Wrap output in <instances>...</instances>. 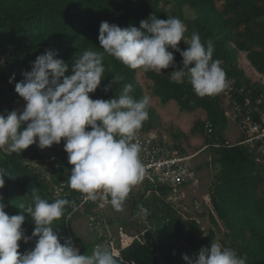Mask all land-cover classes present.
Returning <instances> with one entry per match:
<instances>
[{
  "label": "trees",
  "instance_id": "16d2710c",
  "mask_svg": "<svg viewBox=\"0 0 264 264\" xmlns=\"http://www.w3.org/2000/svg\"><path fill=\"white\" fill-rule=\"evenodd\" d=\"M218 1L222 2L220 6ZM151 14L165 20L179 18L187 29L185 37L190 40L194 32L199 33L205 48L211 42L215 48L213 59L221 61L226 75L235 82V99L251 97L254 102L261 100L264 105V83L254 82L239 65L241 54L245 53L250 66L264 75V0H0V58L4 57L0 67V113L16 110L14 102L20 97L14 90L15 83L23 79L22 72L30 71L31 62L45 50L54 51L68 63L70 71L71 64L85 50L103 52L98 41L101 21L122 28L139 27L140 21ZM178 46L182 50L188 47L183 40ZM174 58L178 68L183 67L180 54L174 53ZM103 63L105 72L101 85L89 94L90 98L118 97L127 83L133 85L130 95L134 99L146 96L137 78L139 69H130L107 54H104ZM174 70L177 69L170 66L162 72L145 74L153 81L151 91L163 106L175 101L182 112L203 109L207 113L206 120L197 121L192 132L199 130L205 138L206 148L201 152L208 153L211 158L206 164L219 168L209 188L213 207L210 206L212 209H208L207 214L214 227L205 231L193 215L187 213L184 218L179 209L167 203L169 190L166 187L144 186L130 192L127 201L134 219L130 227H139L140 234L143 227L146 231L141 240H135L120 255L134 264H187L184 255L192 257L200 248L217 241L235 249L238 255L246 258L247 264H264V161L258 160L247 146L226 144L229 119L220 92L200 97L194 93L188 76L181 82L170 78V72ZM13 75L15 79L10 83ZM114 75L122 76L123 80L105 93L102 89ZM147 110L149 118L142 127L153 131V121H160L161 117L154 108ZM207 123L213 125L210 134L205 132ZM181 136L188 138L183 132L177 134V138ZM162 143L170 145L163 140ZM173 148L187 153L178 143ZM0 167L11 174L4 177V187L0 188L9 216L20 214L19 205H27L31 200V189L37 188L41 198L50 203L68 199L77 205L76 211L70 205L65 206L64 215L53 222L61 243L70 237L80 254L85 255H91L98 243L108 246L96 229L95 239L91 241L72 229L74 218H86L89 223L91 216L96 221L99 218L96 203L78 207L84 194L68 187L73 166L68 163L63 139L60 144L49 147L48 153L36 144L11 155L0 147ZM201 167L198 165L196 169ZM57 187H60L58 191ZM141 206L149 212L147 216L143 215L148 221L146 225L140 219ZM25 216L22 229L31 237L35 225L28 214ZM106 216L112 222L113 219ZM121 221V226H128L125 220ZM116 233L119 234V230ZM219 233H222L220 240ZM37 239L33 237L27 243L23 239L18 241V252L34 248Z\"/></svg>",
  "mask_w": 264,
  "mask_h": 264
},
{
  "label": "clouds",
  "instance_id": "9594fccd",
  "mask_svg": "<svg viewBox=\"0 0 264 264\" xmlns=\"http://www.w3.org/2000/svg\"><path fill=\"white\" fill-rule=\"evenodd\" d=\"M186 31L179 18L165 20L154 14L141 20L139 27L122 28L101 21L98 41L103 52L85 50L71 64L70 71L68 63L54 51L45 50L31 62L30 71L22 72L23 79L15 83V92L26 102L23 109L0 113V147L7 145L11 155L33 144L45 149L63 139L68 163L73 166L68 187L86 194V199L93 202L100 199V208L110 203L115 211H123L132 188L145 177L142 147L134 141L149 118L150 98L134 99L131 83L123 86L118 97L107 100H93L89 94L101 85L104 54L144 72H161L171 66L177 70L170 72V78L181 82L188 76L194 93L200 97L221 92L228 82L221 61L213 59L214 45L209 42L205 48L199 33L194 32L189 40ZM182 40L188 46L184 50L178 46ZM174 53L182 57L183 67L178 68ZM14 79L13 75L9 82ZM121 80L122 76L114 75L102 90L107 93ZM5 176L11 174L0 167V188L4 187ZM3 200L0 195V264H134L107 245L98 244L91 255H85L70 237L61 243L52 225L64 215L65 206L77 210L75 201L56 199L50 203L32 188L30 202L19 205L20 214L9 216ZM25 214L35 225L31 237L22 229ZM140 214L147 216L148 209L141 206ZM33 237H38L34 248L18 252V241L27 243ZM183 259L187 264H247L235 249L217 241Z\"/></svg>",
  "mask_w": 264,
  "mask_h": 264
},
{
  "label": "rangeland",
  "instance_id": "374dc122",
  "mask_svg": "<svg viewBox=\"0 0 264 264\" xmlns=\"http://www.w3.org/2000/svg\"><path fill=\"white\" fill-rule=\"evenodd\" d=\"M221 3L222 2L218 1L217 4L220 6ZM240 59L241 60L239 65L242 69L245 70L246 74H248L254 82L260 81L264 83V75L259 74L253 67L250 66L249 61L245 57V53L241 54ZM3 61L4 57L1 56L0 67L3 66ZM163 70L164 69H162V71ZM137 78L144 88L145 95L150 98V104L148 108H154L161 117L160 121H153L154 129H152L153 131H151L149 135L152 138L163 140L173 147L176 143H178L184 150H186L187 153H192V155L199 153L198 156L194 159L195 171L197 173L195 182L187 186V190L184 191V193L181 192L179 194H176L170 201L175 206L181 205L183 203L181 215H183L184 218L187 217V215L185 214L186 212L193 215L203 225L205 231H207L210 228L214 227V224L211 222L210 217L207 214L208 209H212L210 208V206L213 207L211 199L209 197V188L211 186L213 177L219 168L212 165L208 166L206 164L210 161L211 158L208 153L201 152L203 150L202 148H204L205 146V138L199 130L192 132V129L197 121L206 120L207 113L203 109H197L193 113L184 111L182 112L177 102L175 101H172L166 106H163V104L160 102V99L153 95L151 91L153 81L148 79L145 72L139 69ZM18 99V102H14V108L16 110H22L26 102L21 97ZM237 128L238 126L235 122H229L225 135L229 141H236ZM86 130L88 129L86 128ZM182 132L187 134L188 138H185L183 136L177 138V134ZM7 147V145L3 146V148L5 149H7ZM41 151H43L44 153H48L49 147L41 149ZM198 165H202L199 170L196 169ZM142 187H144L143 184H138V186L134 190L137 191V189H140ZM131 192H133V190H131ZM196 202H199L198 209L194 208ZM130 206L131 204L126 200L123 211L117 212L112 207H106V209L104 210L105 215H103L102 218L107 219V222L104 221L108 224L106 233L108 239H110L113 245V247L111 248H114L115 254L120 255L121 251L134 240L138 233L139 227H130L131 222L134 220L132 218V211L130 209ZM185 206L187 207V210L186 208H184ZM106 215H108L111 220L113 219L112 222ZM140 219L145 223V225L148 224V221L143 215H141ZM121 220H125L128 226H121ZM219 224L221 227L223 226L222 222H219ZM71 226L72 229L77 231L84 239L91 241L94 238V232L96 229L95 225L93 223H89L86 218L79 217L77 219H72ZM114 229L119 230V234L116 233L117 230ZM145 231L146 230L143 227L142 233H144ZM217 237L218 240H220L222 237V233H219Z\"/></svg>",
  "mask_w": 264,
  "mask_h": 264
},
{
  "label": "built area",
  "instance_id": "2783aa9c",
  "mask_svg": "<svg viewBox=\"0 0 264 264\" xmlns=\"http://www.w3.org/2000/svg\"><path fill=\"white\" fill-rule=\"evenodd\" d=\"M226 80L228 82V86L223 89L220 94L221 97L223 96V105L229 122L233 121L238 126L236 141L232 142L228 140L226 144L231 143L247 146L249 151L253 153L258 160L264 161V105L261 100L254 102L251 97L235 99V82L227 75ZM18 101L19 99L16 100V102ZM212 129L213 125L211 123H207L205 126V132L210 134ZM150 133L151 131H146L143 127H141L137 131L136 141H134L139 142L142 147L140 158L145 167V177L140 184H143L145 187H166L169 190V193L166 196V201L167 203H171L170 200H172L176 194L181 192L184 193V191L187 190V186L195 182L197 173L195 171L194 159L199 153H196L195 155H192V153H181L179 149L163 144L162 140L152 138L149 135ZM137 186L138 185L134 186L132 190H134ZM59 189L60 187L56 188L57 191ZM91 202L93 201L86 199V194H84L78 207H83L86 203ZM95 203V211L98 212L99 219L96 221L95 217L91 216L90 221L95 225L98 236L100 238H105V241L111 248L113 245L110 239L105 236V231H107L108 226V224L105 223L107 222V219L102 217L105 215L104 210L106 207L112 206L110 203H105V207L100 208V199L95 201ZM171 204L175 206L173 203ZM182 206L183 203L175 206L179 209L180 214ZM184 208L187 210L186 206ZM194 208H199V202H196ZM185 214L187 215V212ZM195 219L199 222L197 218ZM142 234L143 233H137V236L127 245V247L131 246L135 240H141ZM111 250L114 252V248H111Z\"/></svg>",
  "mask_w": 264,
  "mask_h": 264
},
{
  "label": "crops",
  "instance_id": "0c3cea01",
  "mask_svg": "<svg viewBox=\"0 0 264 264\" xmlns=\"http://www.w3.org/2000/svg\"><path fill=\"white\" fill-rule=\"evenodd\" d=\"M263 103V102H262Z\"/></svg>",
  "mask_w": 264,
  "mask_h": 264
}]
</instances>
